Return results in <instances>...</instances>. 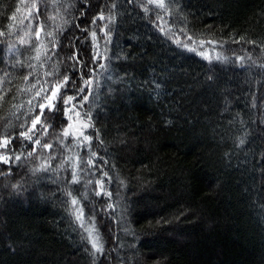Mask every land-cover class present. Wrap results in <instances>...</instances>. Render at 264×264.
Wrapping results in <instances>:
<instances>
[{
  "label": "trees",
  "instance_id": "obj_1",
  "mask_svg": "<svg viewBox=\"0 0 264 264\" xmlns=\"http://www.w3.org/2000/svg\"><path fill=\"white\" fill-rule=\"evenodd\" d=\"M31 2L0 0V28L17 7L13 23L23 28L20 20ZM87 3L93 5L89 23L101 8L107 15L116 5L109 54L120 56L118 62L113 57L109 72L96 66L100 86H93L83 109L95 117L104 144L94 139L93 148L108 163L94 158L101 170H78L81 181L71 185L86 225L95 213L105 255L93 259L84 251L82 236L88 234L65 203L74 163L68 158L78 150L54 145L52 169L32 175L29 169L42 161L28 157L22 141L16 150L23 152L21 167L14 160L0 164V172L16 168L7 178L0 175V264H264V70L258 67L264 52L257 46L264 44V0H178L179 14L162 13L160 20L152 15L151 21L141 7L147 0H48L46 30L64 41V53L73 51L68 41L91 51L90 36L83 43L73 40L86 35L75 20ZM104 23L90 27L102 36ZM60 28L66 29L63 35ZM240 35L256 44L233 43ZM41 39L50 60H37L34 47L19 44L16 35L0 38V94L6 93L0 133L6 126L9 132L23 130L19 124L35 79L26 82L25 74L43 80L45 71L73 63L64 53L54 54L51 38ZM99 44L103 53L104 40ZM218 54L228 62L217 61ZM238 56L245 57V68ZM240 138L246 144L237 147ZM41 151L49 155L39 148L37 155ZM80 155L86 158L84 151ZM97 180L113 190L111 200L96 196ZM17 182L21 187L13 190Z\"/></svg>",
  "mask_w": 264,
  "mask_h": 264
},
{
  "label": "snow or ice",
  "instance_id": "obj_2",
  "mask_svg": "<svg viewBox=\"0 0 264 264\" xmlns=\"http://www.w3.org/2000/svg\"><path fill=\"white\" fill-rule=\"evenodd\" d=\"M178 0H147L146 4H142V10L145 16L151 21L152 15L155 16L156 20L162 19V13H166L169 16L174 14H179V9L177 8ZM48 7V0H43V9L39 3V0H32L30 4L26 6L27 15L24 19L29 20L28 24H24V19L20 20V24L23 28H18L13 22L17 20L16 13L20 12L21 9L17 7L15 11L8 17L9 23L6 27L0 28V38H4L8 41V38L16 35L21 45H28L29 47H34L37 53L36 59L39 60L44 57V60H50L51 55L50 49L43 39L51 38L49 41L52 45V49H57L54 53L57 57L61 53H64V41H62L54 31H47L46 24L44 23V17L46 9ZM53 7H56L54 4ZM93 5L90 3L82 4L79 8V16L76 17L75 27L86 35L81 38L79 35L73 37V40H79L83 43L85 40L91 37V51H87L83 47L77 46L72 41H68L67 37H64L65 41H68V46L73 48V51L68 54L64 53L65 61H72L73 63L67 64L63 70L60 68H54L52 71H45L43 76L46 79H41L39 75L34 72H29L23 76L24 81H29L30 78L35 77L30 85V89L33 91V99L28 101L29 109L24 114V120L19 124V128L23 129L16 132H9L5 129L4 133H0V164L5 166H10L13 160L16 162V167H21V161L23 152L16 154V150L21 148V142H26L28 146L27 156H36L42 162L29 169L32 175H37L38 173L47 174L52 169V162L55 157L52 156L51 150L54 145L60 148H76L78 151L75 153L74 157H69L68 159L73 160L72 171L70 179L68 180V185L65 187L64 192L69 198L65 203H69L71 208L69 210V215L74 216L75 221H79V227L87 232V236L83 237L82 240L86 241L84 244V251L95 259L98 255H105L104 243L101 240L99 230L95 225V213L93 212L90 217V222L86 225L84 222V211L83 205L80 204L77 197L74 195L71 185L80 183L81 177L78 170H87V168L96 167L98 170L99 165L97 164V159L102 161L103 164H107L108 161L105 157L100 156L98 150H94L93 141L96 140L98 146L104 144V140L99 138L100 134L98 130L95 129V117L91 111H84L85 103L89 101L90 97L94 94L93 86H100L97 81V67L102 69L104 72H109L112 67L113 57L115 61L120 60V56L110 53L109 45L112 44V34L113 28L111 25L116 24V16L112 9L116 8V5H112V9H109L108 14H105L103 8L100 9L96 15L92 16L89 23L88 17L91 13V8ZM95 7L99 8V5ZM39 18V19H38ZM48 19H55L54 16H48ZM97 20L104 21L105 23L99 29L103 33L102 36H98L97 30H93L91 25H96ZM67 23V21H65ZM35 25V27H34ZM159 27V25H157ZM13 29H16L14 32ZM60 35L66 29H58ZM160 31L165 37L169 36L170 33L164 32L161 27ZM183 31V27L181 28ZM22 33V34H21ZM35 37V45L32 43V37ZM104 40L103 53L100 51L99 40ZM189 40H192L191 35L188 36ZM233 43H248L256 44L255 40L246 39L244 35H240L238 39L232 37ZM204 40L200 41L203 45ZM208 43H215L209 41ZM262 52H264V44L257 45ZM187 47V45H183ZM195 50V49H193ZM8 51H12V45L8 43ZM209 59L204 52L200 53ZM217 61L227 63L228 57H221L217 55ZM251 59V56L248 57ZM237 61L240 62L239 67L245 68L244 63L245 57L238 56ZM253 63H255L253 61ZM28 67H34L33 65H28ZM250 67V66H247ZM258 67L264 70V64L258 65ZM7 75V73H5ZM211 79V77H210ZM4 94H0V100H3ZM33 100L35 103L33 104ZM92 129V132L87 131ZM40 133L39 136L36 133ZM246 144L244 138H240L237 147H242ZM11 145V147H9ZM47 150L49 155L44 156V152L41 151L37 155V149ZM6 150V151H2ZM84 151L86 153V158L81 157L80 152ZM97 158V159H94ZM63 167V161L60 164ZM16 171V168L5 167L0 175L5 178L11 176ZM105 177H108V173L103 172ZM88 184L92 181L88 180ZM96 185L98 186L95 190L96 196H105L107 200H111L113 196V190L108 188L103 181L97 180ZM13 190H19L21 185L19 182L11 185ZM87 187V185H85ZM76 191H79L78 189ZM118 195V193H117ZM107 202V201H106ZM107 209L114 211L112 203H107ZM111 215V212L108 213ZM127 231V229H126ZM135 235V233H133ZM90 245V247H88ZM135 256V244H133V257ZM135 264H139V261H135Z\"/></svg>",
  "mask_w": 264,
  "mask_h": 264
}]
</instances>
